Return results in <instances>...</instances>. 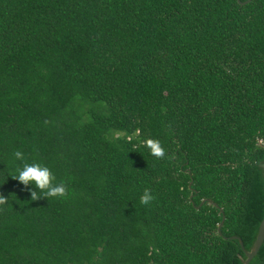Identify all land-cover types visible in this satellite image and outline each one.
Wrapping results in <instances>:
<instances>
[{"label": "trees", "instance_id": "trees-1", "mask_svg": "<svg viewBox=\"0 0 264 264\" xmlns=\"http://www.w3.org/2000/svg\"><path fill=\"white\" fill-rule=\"evenodd\" d=\"M25 163L67 195L32 201ZM0 195V264H242L230 237L249 251L264 217V0H0Z\"/></svg>", "mask_w": 264, "mask_h": 264}, {"label": "clouds", "instance_id": "clouds-1", "mask_svg": "<svg viewBox=\"0 0 264 264\" xmlns=\"http://www.w3.org/2000/svg\"><path fill=\"white\" fill-rule=\"evenodd\" d=\"M142 144L147 147L150 154L156 159H163L165 156V150L162 147L159 140L146 139L142 141ZM14 157L17 160H24L23 153L16 151ZM17 175L12 176L20 184L28 188L29 185H34L36 190L29 189L30 198L32 201H37L43 198H62L67 195V187L63 183H56V177L47 166H43L39 163L23 164L22 167L17 168ZM154 196L150 190L145 189L143 195L140 197V203L148 205L152 202ZM7 203V198L0 195V205Z\"/></svg>", "mask_w": 264, "mask_h": 264}, {"label": "water", "instance_id": "water-1", "mask_svg": "<svg viewBox=\"0 0 264 264\" xmlns=\"http://www.w3.org/2000/svg\"><path fill=\"white\" fill-rule=\"evenodd\" d=\"M251 0H246L244 2H241L240 0H237L238 4H240L241 6L246 5L250 2ZM205 201H202L200 205H202ZM209 204H212L213 206L217 207L216 204H214L212 201H208ZM222 212V211H221ZM224 222V216L222 221L220 222V224L217 227V232L220 234L221 232V227L223 225ZM230 239L233 240H238L241 249L243 250V253L245 255V259L242 260V264H249L250 261L255 257V255L258 253L263 241H264V217L259 225L257 234H256V238L255 241L253 242V245L251 247V249L249 251L245 250L243 242L240 238L236 237V236H232L230 237Z\"/></svg>", "mask_w": 264, "mask_h": 264}]
</instances>
